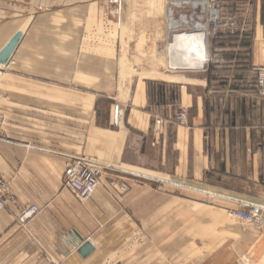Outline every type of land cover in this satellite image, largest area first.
Returning <instances> with one entry per match:
<instances>
[{
    "label": "crops",
    "instance_id": "1",
    "mask_svg": "<svg viewBox=\"0 0 264 264\" xmlns=\"http://www.w3.org/2000/svg\"><path fill=\"white\" fill-rule=\"evenodd\" d=\"M177 1L0 0V50L21 33L0 65V180L17 201L0 210V264H264V227L205 203L264 207V0H219L241 30L209 35L202 65L194 39L196 65L172 69ZM76 157L101 168L85 203L63 187ZM29 204L42 210L21 227Z\"/></svg>",
    "mask_w": 264,
    "mask_h": 264
},
{
    "label": "built area",
    "instance_id": "2",
    "mask_svg": "<svg viewBox=\"0 0 264 264\" xmlns=\"http://www.w3.org/2000/svg\"><path fill=\"white\" fill-rule=\"evenodd\" d=\"M177 8L182 5L188 8L173 19V12L169 7L167 9L168 20V37L173 38L178 34H197L203 33L205 45L208 42L209 35L215 37L217 29H222L223 33L234 35L241 30L239 24L235 23V17L224 12V5L219 0H197L188 1L180 0L173 2ZM211 26L212 33H208L207 28ZM205 61H209L206 58ZM256 87L258 93L264 96V71H260L256 78ZM187 111L179 109L174 116L176 123L183 124L187 121ZM101 174L100 166L94 161L84 158H68L65 164L63 174V187L69 190L75 198L82 203L89 201L99 186V177ZM122 192L127 190L125 185H119ZM209 202L224 203L227 216L232 220L240 221L247 226L261 231L264 227L263 211L264 207L253 205L236 199H222L211 197ZM9 202L16 205L17 201L12 196L8 195V190L5 183L0 180V210L4 209L5 203ZM41 207L33 204L23 205L19 207L16 216V222L24 227L27 223L33 220L40 212ZM235 264H253L245 256H241Z\"/></svg>",
    "mask_w": 264,
    "mask_h": 264
},
{
    "label": "bare ground",
    "instance_id": "3",
    "mask_svg": "<svg viewBox=\"0 0 264 264\" xmlns=\"http://www.w3.org/2000/svg\"><path fill=\"white\" fill-rule=\"evenodd\" d=\"M203 36V33L198 34H178L174 37V40L176 43H178L177 52L173 51L172 49H168V66L172 69H176L178 67H181L182 64L180 59L185 60L186 62H192L191 58V51L193 48V40L196 39L198 42V46L200 45L202 52L204 51V44L201 39ZM196 37V38H195ZM204 60V56L200 55V62L199 65H202Z\"/></svg>",
    "mask_w": 264,
    "mask_h": 264
},
{
    "label": "rangeland",
    "instance_id": "4",
    "mask_svg": "<svg viewBox=\"0 0 264 264\" xmlns=\"http://www.w3.org/2000/svg\"><path fill=\"white\" fill-rule=\"evenodd\" d=\"M111 2H114V3H117V0H111ZM226 7H224V9H223V11L224 12H227V15H226V19H227V17H228V15L230 16V15H232V16H234L235 17V23L236 24H238L237 23V11H236V9L237 8H235V7H231V9L229 10H226L225 9ZM207 31H208V33H212V28H211V26H208V28H207ZM219 33H223V31H222V29H217V34H219ZM198 34V33H197ZM192 35V34H191ZM220 35V34H219ZM174 39V38H173ZM201 39H202V41H203V44H204V51H205V40H204V34H203V36L201 37ZM178 46V43H176L175 41H173L172 42V44L170 45V49H172L173 51H175V52H177V47ZM203 51V56H204V60L206 59V56H205V52ZM216 54H218V53H216ZM224 57H222V59H220V57L218 56V57H215V59H214V61H216V63H215V65H216V69L218 70V71H220L221 72V75L222 76H224V73H225V71H227L228 70V65L225 63V59H223ZM180 61H181V67H186V66H190V67H192V66H195L196 64H194V62H186L185 60L183 61V59H180ZM220 75V74H219ZM205 203L207 204V205H209V206H215V207H221V206H219V204H217V203H213V202H209L208 200H206L205 201ZM226 215V217H227V219H230L228 216H227V214H225ZM230 220H232V219H230Z\"/></svg>",
    "mask_w": 264,
    "mask_h": 264
},
{
    "label": "water",
    "instance_id": "5",
    "mask_svg": "<svg viewBox=\"0 0 264 264\" xmlns=\"http://www.w3.org/2000/svg\"><path fill=\"white\" fill-rule=\"evenodd\" d=\"M21 38V33H16L7 43L6 45L0 50V65H6L14 50L16 49V46ZM77 242H80L81 240L79 238L76 239ZM92 251V247L88 242H83L80 247L78 248V253L84 257L88 255Z\"/></svg>",
    "mask_w": 264,
    "mask_h": 264
},
{
    "label": "trees",
    "instance_id": "6",
    "mask_svg": "<svg viewBox=\"0 0 264 264\" xmlns=\"http://www.w3.org/2000/svg\"><path fill=\"white\" fill-rule=\"evenodd\" d=\"M247 37V36H246ZM244 46H249V39H244Z\"/></svg>",
    "mask_w": 264,
    "mask_h": 264
}]
</instances>
